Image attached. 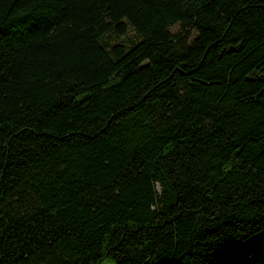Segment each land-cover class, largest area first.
Returning <instances> with one entry per match:
<instances>
[{"label": "trees", "instance_id": "obj_1", "mask_svg": "<svg viewBox=\"0 0 264 264\" xmlns=\"http://www.w3.org/2000/svg\"><path fill=\"white\" fill-rule=\"evenodd\" d=\"M0 264H264V0H0Z\"/></svg>", "mask_w": 264, "mask_h": 264}, {"label": "rangeland", "instance_id": "obj_2", "mask_svg": "<svg viewBox=\"0 0 264 264\" xmlns=\"http://www.w3.org/2000/svg\"><path fill=\"white\" fill-rule=\"evenodd\" d=\"M169 29H170V31H172V32H176L177 31V29H178V24L175 22V23H173V24H171L170 25V27H169ZM126 34L127 35H133V33H132V31L131 30H128L127 32H126ZM193 36V33H189V35H188V39H189V41H190V39H191V37Z\"/></svg>", "mask_w": 264, "mask_h": 264}]
</instances>
